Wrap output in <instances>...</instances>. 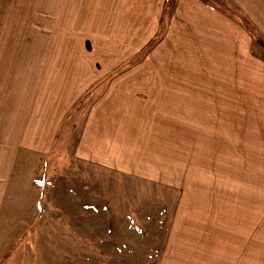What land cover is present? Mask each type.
<instances>
[{
    "label": "rangeland",
    "instance_id": "374dc122",
    "mask_svg": "<svg viewBox=\"0 0 264 264\" xmlns=\"http://www.w3.org/2000/svg\"><path fill=\"white\" fill-rule=\"evenodd\" d=\"M214 1L232 9L229 0ZM162 3L157 6L158 19L160 12L163 17L157 34L140 38L135 47L134 38H125L127 53L116 61L109 53L117 48L110 32L104 33L106 42L103 33L91 35L92 28H78L76 37L62 28L59 39L52 20L56 4L26 5L33 19L30 35L38 34V42L43 39L47 67L43 77L36 74L31 65L40 63L42 54L30 49L22 54V64L29 66L27 78L14 74L10 93H4L9 86H0V264H264V133L257 146L244 149L234 148L235 134L226 131L219 147L199 150L205 160H194L197 153L191 148L189 160H182L181 133L175 131L180 118L172 117L169 124L165 103L149 101L145 92L133 87V78L143 87L160 77L156 88L162 89L168 82L162 78L180 76L173 53H156L164 43L181 48L168 38L176 0ZM102 7L113 14L119 5ZM78 8L76 15L83 16ZM235 9L238 22L253 33L254 50L261 51L264 40L255 24ZM116 23L107 22L110 28ZM58 40L71 45L75 41L72 62L90 56L93 47L95 60L110 63L90 84L80 83L86 70L65 67L63 54L59 65L48 69ZM193 47L189 55L180 49L188 55L183 66L178 58L180 69L187 63L197 71ZM26 79L27 84L16 83ZM177 86L175 82L169 89ZM121 87L135 94L132 111L123 116L133 132L131 141H120V154L110 149L107 158L106 150L84 139V129L96 100L108 89ZM175 102L180 103L169 104ZM222 119L227 125L229 117ZM129 121L154 129L144 133ZM164 130L171 131L170 137ZM245 212L247 225L232 217L241 218ZM248 236L259 239L256 244L251 238L250 243H240Z\"/></svg>",
    "mask_w": 264,
    "mask_h": 264
},
{
    "label": "crops",
    "instance_id": "0c3cea01",
    "mask_svg": "<svg viewBox=\"0 0 264 264\" xmlns=\"http://www.w3.org/2000/svg\"><path fill=\"white\" fill-rule=\"evenodd\" d=\"M229 1L233 3L232 9L222 7V4H217L214 0H176V8L172 19L170 18L168 38L171 37L174 42H178L183 51L187 50L188 55L189 52H194L193 46L195 45L197 51L196 76H194L195 72L192 66L188 67L187 63L181 69L179 67V59L183 66L184 59L188 60V55L185 57L181 54L180 47L175 45L173 48L169 43H164V46H158L159 49L156 47V53H173L180 76L162 78V82L168 80L167 87L162 89L156 88L160 77L153 78L156 82L148 83L146 81L143 87L137 82L138 79L133 78L132 80V84L136 85L133 86L134 88L147 94L149 98L147 100L152 99L154 102L165 103L167 110L165 119L169 121V124L172 117L180 118L179 129L175 131L181 133L182 160H189V148L196 150L197 156L193 158L194 160H205L204 157H201L199 150L206 147H219L221 134L226 131L229 134H235L232 135L233 141H231L238 145H233L234 148L244 149L257 146L256 144L259 143L258 141L264 133V56L262 54L264 48L260 47L261 51L254 50L253 33L240 24L237 15L234 14V11L237 10L235 8H239L242 14L255 24L257 32L264 40V0ZM164 2L165 0H163L162 6ZM17 4L18 6L13 8ZM27 4H56L52 12V20L57 22L54 25L56 27L54 32L55 36L57 32L59 39L62 28L71 31V33L74 31V35L78 28L84 31L92 28L91 35L103 33V38H105L104 33L109 35L108 32H110L116 37L117 48L113 47L110 51L107 46L105 52L110 51L109 53L114 54L115 61L127 53L125 50L129 45L125 38H134L132 44L135 47L137 42H140V38H150L157 34L163 18L161 12L159 19L157 17L159 12L157 6L161 5V0H0V86H9L8 89L7 87L4 89V93L7 91L10 93V86L14 84V74H17L16 77L21 75V79L27 78L29 66L22 64L23 53H29L30 49L32 52H41L40 63L31 65L37 75L40 73V76L43 77L47 67L43 39L38 42V34L35 35L36 38L34 35H30L33 28L30 27L29 21H33V19L29 20ZM61 4H63V8L60 6ZM103 4H118L119 8L113 9V14H108L109 8H103ZM77 7L83 16L76 15ZM67 12H69L67 15H63ZM36 14H38L37 11L34 15ZM109 20L117 22L112 26L116 25L115 28L108 26ZM62 21H67V23L62 26ZM71 21L75 22L73 26ZM76 21L79 23L76 24ZM118 23H121L122 26L118 27ZM177 34L181 36L180 41H177L179 39ZM69 35L70 33L66 37L71 40ZM69 40H64L63 44L58 40L50 59L51 62H54L52 64L50 62V66L48 64V69L58 66L57 59L63 54L65 67L71 69L76 65L78 73L83 69L86 70V73H83L84 77H79L83 79L80 83L90 84V80L94 76L108 67L109 54L106 57L107 62L97 61L95 60V48L92 47L91 54H88L91 57H82L81 55L78 60L82 59L83 62L78 60L72 62V57H75L74 47L76 45L75 41L72 45L69 44ZM30 46H34V48H30ZM61 46L66 48H61ZM47 51L49 52L48 48ZM156 65L155 63L153 66ZM24 69L26 70L24 74L14 71L22 70L23 72ZM175 82H177L178 88L171 91L169 87ZM16 83L27 84L29 80H20ZM149 84L152 87L149 88ZM156 90L163 92L157 96L156 93H153ZM2 92L3 89H0V93ZM134 95L125 87L110 88L96 100L89 110L84 139L89 143H95L96 148L106 150L103 155L107 158L110 149H114L116 155L120 154V150L123 148L121 140L131 141L130 135L133 129H130L126 124L123 116L126 112L132 111L131 101H133ZM8 100H12V98L9 97ZM170 100H179L180 103L169 104ZM173 110L175 112H170ZM222 116L229 117L227 125L230 128L226 129L227 125L222 122L224 121ZM127 123H135V121ZM136 125L139 131L144 133H149L154 129L149 130L150 126L148 125ZM164 132L168 135L167 138L170 137L168 132L171 131L164 130ZM89 133L90 135L87 137ZM117 133L129 136L119 137ZM104 135L106 136L103 137ZM167 145L166 149H169L170 152L171 145ZM96 160H103V158H96ZM232 217L235 221L239 219L242 225L248 223L247 212L241 218L235 215ZM236 233L237 230H234L235 237H237ZM244 238L246 241L240 242L244 245L250 243L248 240L250 238L252 239L251 243L255 244L259 239L251 236Z\"/></svg>",
    "mask_w": 264,
    "mask_h": 264
}]
</instances>
